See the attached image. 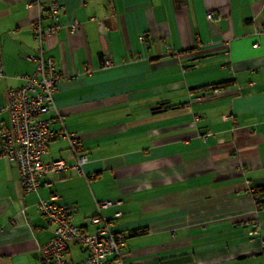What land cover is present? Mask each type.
<instances>
[{"label": "crops", "instance_id": "crops-1", "mask_svg": "<svg viewBox=\"0 0 264 264\" xmlns=\"http://www.w3.org/2000/svg\"><path fill=\"white\" fill-rule=\"evenodd\" d=\"M57 1L61 27L43 46L61 76V121L89 161L78 173L68 139L56 138L45 160L71 166L24 193L0 155V264H49L40 247L54 225L37 204L52 193L76 225L101 212L126 232L130 264H263L253 189L264 185V0ZM38 15L37 0H0V107L36 68ZM105 201L115 203L99 210Z\"/></svg>", "mask_w": 264, "mask_h": 264}, {"label": "built area", "instance_id": "built-area-1", "mask_svg": "<svg viewBox=\"0 0 264 264\" xmlns=\"http://www.w3.org/2000/svg\"><path fill=\"white\" fill-rule=\"evenodd\" d=\"M39 15L33 25V37L38 46L30 59L36 61L35 70L25 76V83L17 88H10L5 95V103L0 113L8 114V122L0 128V155L14 163L18 169L19 182L24 193L38 192L43 187H50L51 182L45 177L50 173H60L71 164L68 159L46 161L49 143L56 138L68 139L73 167L78 173L85 174L84 166L89 161L83 153L81 140L69 132L61 121L54 94L61 78L55 60L46 54L44 41L50 34L56 33L61 24L57 0H37ZM208 19L213 14L208 13ZM50 23L45 24L44 20ZM79 23L74 20L70 31L78 30ZM264 35V26L257 31ZM144 37L142 36L141 39ZM259 42L254 44L258 47ZM112 64L111 58L104 60V66ZM0 76H4V64L0 41ZM220 91L219 88L212 89ZM59 121L61 127L54 129L53 122ZM62 196L52 193L49 199L40 198L38 209L54 225L53 237L40 247L44 259L49 264H130L126 248L127 233L114 227L113 221L101 212L91 216L88 222L91 228L79 226L73 222V207L61 201ZM113 201L98 204L102 207L113 205ZM120 215L121 212H117ZM250 234H255L258 226ZM73 246H78L81 258L72 256ZM264 264V263H263Z\"/></svg>", "mask_w": 264, "mask_h": 264}, {"label": "trees", "instance_id": "trees-1", "mask_svg": "<svg viewBox=\"0 0 264 264\" xmlns=\"http://www.w3.org/2000/svg\"><path fill=\"white\" fill-rule=\"evenodd\" d=\"M230 83H231V80L221 81V82H218V83L211 85L210 88L214 89V88L224 87ZM204 87H206V86H204ZM207 88H209V87H207ZM253 195L255 197L257 208L258 209H264V185L256 186L253 189ZM146 232H147V228H145V227L135 228V229H132L130 231L129 236L141 235V234H145ZM127 236H128V234H127Z\"/></svg>", "mask_w": 264, "mask_h": 264}, {"label": "rangeland", "instance_id": "rangeland-1", "mask_svg": "<svg viewBox=\"0 0 264 264\" xmlns=\"http://www.w3.org/2000/svg\"><path fill=\"white\" fill-rule=\"evenodd\" d=\"M72 256L74 259H79L81 258V254H80V251H79V247L78 246H73V249H72Z\"/></svg>", "mask_w": 264, "mask_h": 264}, {"label": "water", "instance_id": "water-1", "mask_svg": "<svg viewBox=\"0 0 264 264\" xmlns=\"http://www.w3.org/2000/svg\"><path fill=\"white\" fill-rule=\"evenodd\" d=\"M159 111H161V106H157V107H155V109L153 110L154 113H157V112H159Z\"/></svg>", "mask_w": 264, "mask_h": 264}]
</instances>
